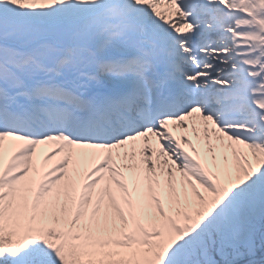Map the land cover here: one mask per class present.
<instances>
[{
  "label": "snow or ice",
  "instance_id": "1",
  "mask_svg": "<svg viewBox=\"0 0 264 264\" xmlns=\"http://www.w3.org/2000/svg\"><path fill=\"white\" fill-rule=\"evenodd\" d=\"M0 264H264V0H0Z\"/></svg>",
  "mask_w": 264,
  "mask_h": 264
}]
</instances>
